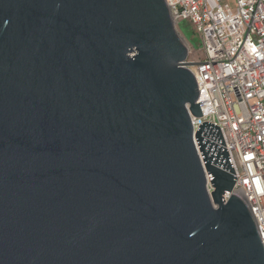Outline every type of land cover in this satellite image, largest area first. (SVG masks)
<instances>
[{
  "label": "water",
  "instance_id": "obj_1",
  "mask_svg": "<svg viewBox=\"0 0 264 264\" xmlns=\"http://www.w3.org/2000/svg\"><path fill=\"white\" fill-rule=\"evenodd\" d=\"M188 56L166 0H0V264H264Z\"/></svg>",
  "mask_w": 264,
  "mask_h": 264
},
{
  "label": "built area",
  "instance_id": "obj_2",
  "mask_svg": "<svg viewBox=\"0 0 264 264\" xmlns=\"http://www.w3.org/2000/svg\"><path fill=\"white\" fill-rule=\"evenodd\" d=\"M166 2L175 26L187 21L203 41L204 58L188 66L202 112L191 115L197 152L205 165L197 136L204 126L202 143L209 155L227 150L233 166L235 184L225 200L233 192L248 200L264 245V0ZM223 159L213 163L220 165ZM204 168L211 193L214 187Z\"/></svg>",
  "mask_w": 264,
  "mask_h": 264
},
{
  "label": "rangeland",
  "instance_id": "obj_3",
  "mask_svg": "<svg viewBox=\"0 0 264 264\" xmlns=\"http://www.w3.org/2000/svg\"><path fill=\"white\" fill-rule=\"evenodd\" d=\"M184 24H188V26H176V29L188 46L189 50V60L194 62H199L204 58V48H203V41L201 35L196 32L187 21L183 22Z\"/></svg>",
  "mask_w": 264,
  "mask_h": 264
},
{
  "label": "trees",
  "instance_id": "obj_4",
  "mask_svg": "<svg viewBox=\"0 0 264 264\" xmlns=\"http://www.w3.org/2000/svg\"><path fill=\"white\" fill-rule=\"evenodd\" d=\"M179 26L184 27V26H188V24L181 23Z\"/></svg>",
  "mask_w": 264,
  "mask_h": 264
}]
</instances>
